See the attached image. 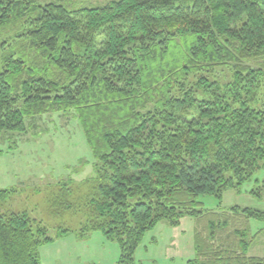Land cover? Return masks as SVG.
I'll use <instances>...</instances> for the list:
<instances>
[{
    "label": "trees",
    "instance_id": "16d2710c",
    "mask_svg": "<svg viewBox=\"0 0 264 264\" xmlns=\"http://www.w3.org/2000/svg\"><path fill=\"white\" fill-rule=\"evenodd\" d=\"M218 67L231 80L210 79ZM71 111L95 174L57 182L51 202L84 214L81 235L116 240L115 264H144L146 234L185 217L187 264H264L247 253L264 211L220 207L246 183L264 193V0H0V137ZM16 192L0 188V264H41L53 238L28 212L4 209Z\"/></svg>",
    "mask_w": 264,
    "mask_h": 264
},
{
    "label": "rangeland",
    "instance_id": "374dc122",
    "mask_svg": "<svg viewBox=\"0 0 264 264\" xmlns=\"http://www.w3.org/2000/svg\"><path fill=\"white\" fill-rule=\"evenodd\" d=\"M231 72L229 68L218 67L209 77L225 83L231 80ZM29 126L33 128L27 133L9 132L0 137V188L17 189L4 202V209L26 211L47 228L53 240L39 246L41 264H115L121 255L116 240L99 230L81 235L84 214L77 208L56 210L51 202L58 192L57 182L69 178L82 182L95 174L92 152L79 119L73 111L55 112L39 116ZM258 177L263 178L264 172ZM253 186L250 182L241 191L227 190L220 207L229 209L238 205L264 211V193L261 198L254 196ZM201 201L206 209L219 206L211 196H202ZM250 228L253 238L247 253L264 257V232H260L264 222L251 218ZM64 229L70 232L60 236V230ZM195 256L194 221L190 217L183 218L178 226L160 222L146 234L136 252L137 259L144 264H187Z\"/></svg>",
    "mask_w": 264,
    "mask_h": 264
}]
</instances>
